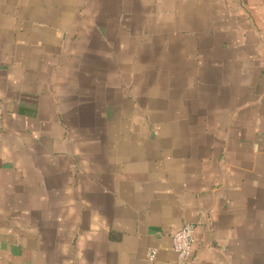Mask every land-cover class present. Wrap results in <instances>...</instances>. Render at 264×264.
Returning a JSON list of instances; mask_svg holds the SVG:
<instances>
[{"label": "crops", "instance_id": "1", "mask_svg": "<svg viewBox=\"0 0 264 264\" xmlns=\"http://www.w3.org/2000/svg\"><path fill=\"white\" fill-rule=\"evenodd\" d=\"M185 224L264 264V0H0V264H177Z\"/></svg>", "mask_w": 264, "mask_h": 264}, {"label": "built area", "instance_id": "2", "mask_svg": "<svg viewBox=\"0 0 264 264\" xmlns=\"http://www.w3.org/2000/svg\"><path fill=\"white\" fill-rule=\"evenodd\" d=\"M172 249L176 254L177 264H187L195 243V226L185 224L171 235ZM155 252L149 251L148 259L154 258Z\"/></svg>", "mask_w": 264, "mask_h": 264}]
</instances>
